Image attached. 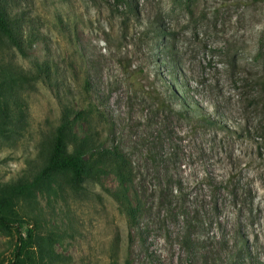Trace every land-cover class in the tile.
<instances>
[{"label":"rangeland","instance_id":"374dc122","mask_svg":"<svg viewBox=\"0 0 264 264\" xmlns=\"http://www.w3.org/2000/svg\"><path fill=\"white\" fill-rule=\"evenodd\" d=\"M0 8V191L46 166L67 110L91 171L50 169L5 213L25 264H264V0ZM18 239L0 225V264Z\"/></svg>","mask_w":264,"mask_h":264},{"label":"trees","instance_id":"16d2710c","mask_svg":"<svg viewBox=\"0 0 264 264\" xmlns=\"http://www.w3.org/2000/svg\"><path fill=\"white\" fill-rule=\"evenodd\" d=\"M0 31L9 37H14L10 28L7 14L0 8ZM63 121L57 128L50 146H48V161L46 166L33 178V180H20L10 186L3 187L0 191V225L9 229H18L19 239L15 247V253L8 264H25L26 249L28 241L21 232L22 220H12L5 215L12 210L14 203L21 197L33 192L41 185L46 177V172L50 169H70L73 172V183L81 186L85 179L91 175L87 170V163L84 154L80 151L70 152L68 142L73 137V122L71 121V111L67 110ZM124 185L126 179L121 175ZM130 212L133 209H129Z\"/></svg>","mask_w":264,"mask_h":264}]
</instances>
